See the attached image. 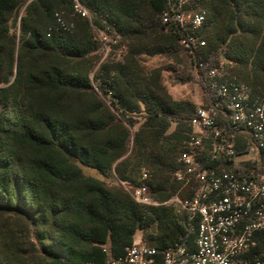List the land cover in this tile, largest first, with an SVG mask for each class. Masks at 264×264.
Masks as SVG:
<instances>
[{"label":"trees","instance_id":"16d2710c","mask_svg":"<svg viewBox=\"0 0 264 264\" xmlns=\"http://www.w3.org/2000/svg\"><path fill=\"white\" fill-rule=\"evenodd\" d=\"M80 2L92 20L77 13L72 0H0V216L22 221L28 230L20 235L31 227L39 239L42 257L29 264H105L139 229H151L145 243L159 249L176 242L193 248L196 220L186 211L179 219L171 206L140 204L122 184H139L145 172L159 200L181 186L178 155L197 106L174 100L161 69L146 71L139 62L142 54L187 53L181 34L161 21L168 0ZM194 9L206 12L197 32L205 40V67L224 58L264 96V0H196ZM56 12L74 23L71 31L56 28ZM94 28L128 40L122 61L100 64L95 86L91 71L102 45ZM200 84L201 105H209ZM133 116L143 120L132 132ZM81 165L120 182L107 184ZM0 264L14 263L0 256Z\"/></svg>","mask_w":264,"mask_h":264},{"label":"built area","instance_id":"2783aa9c","mask_svg":"<svg viewBox=\"0 0 264 264\" xmlns=\"http://www.w3.org/2000/svg\"><path fill=\"white\" fill-rule=\"evenodd\" d=\"M72 2L77 13L89 18L80 0ZM195 3L168 0L160 14L164 24L181 34L180 42L212 99L194 110L191 132L178 155L182 168L175 176L186 197L171 198L191 222L196 220L194 247L176 242L159 249L134 239L105 264H264V96L255 95L224 58L205 67L200 56L205 40L197 32L206 12L194 9ZM55 16L56 28L72 30V21L61 12ZM240 154L248 156L239 158ZM242 161L249 165L237 168ZM146 177L144 172L135 186L123 183L136 202L159 205Z\"/></svg>","mask_w":264,"mask_h":264},{"label":"rangeland","instance_id":"374dc122","mask_svg":"<svg viewBox=\"0 0 264 264\" xmlns=\"http://www.w3.org/2000/svg\"><path fill=\"white\" fill-rule=\"evenodd\" d=\"M73 5V4H72ZM74 7V6H73ZM87 9V8H86ZM88 10V9H87ZM24 7L20 8L17 12L13 13L10 19V24L13 25L14 17H18L23 14ZM64 14V12H62ZM89 13L90 20L93 19V15ZM65 19V17L63 16ZM65 20H69L66 18ZM17 25L19 23V18L17 19ZM108 28V27H107ZM14 29V28H13ZM18 32L17 27L15 28ZM94 33L97 40L101 42L102 49L99 59L94 64L91 77L93 85H97V80L94 78L100 64L102 62H109L110 64H115L116 62L122 61L124 55L128 50V40L118 36L115 32L107 33L105 30H98L94 28ZM221 59V58H220ZM139 62L141 67L146 71L153 68H159L162 72V84L165 86L167 92L172 96L174 100H188L195 103L196 106L203 103V90L200 84L198 70L192 64L188 53L183 50L175 53L174 57L167 54H155L147 55L142 54L139 56ZM229 65V64H228ZM230 66V65H229ZM108 105L111 104L109 98L102 96ZM115 109V108H114ZM115 112L118 113L117 109ZM134 120L137 122L131 126L127 123L130 130L136 131L142 122L143 118L141 116H133ZM175 123H172L170 130L175 128ZM132 139V136H131ZM132 140L128 150L130 153L132 149ZM248 155H238L239 158H246ZM83 172L87 175L96 176L104 180L107 184H118L120 181L113 175L103 176L94 167L81 165ZM138 180V179H137ZM126 189V185L122 183ZM185 192L184 188L180 186L175 194H181ZM174 194V195H175ZM165 200H159L152 198L158 202L159 205L171 206L173 212L181 220L185 217V212L180 209L174 201L171 200L172 196ZM158 206V205H153ZM28 230V226L18 219H3L0 216V256L7 261H11L14 264H29L37 261L42 257L41 243L34 231L29 227V234L20 235V230ZM151 229L147 231L137 230L134 234V239H140L144 242H149L148 238H145V234L150 232Z\"/></svg>","mask_w":264,"mask_h":264}]
</instances>
